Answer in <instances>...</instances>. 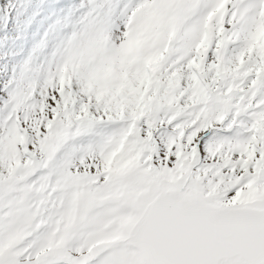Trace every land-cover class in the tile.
<instances>
[{
  "label": "snow or ice",
  "instance_id": "6c2138e0",
  "mask_svg": "<svg viewBox=\"0 0 264 264\" xmlns=\"http://www.w3.org/2000/svg\"><path fill=\"white\" fill-rule=\"evenodd\" d=\"M40 48L0 80V264H264V0H78Z\"/></svg>",
  "mask_w": 264,
  "mask_h": 264
},
{
  "label": "rangeland",
  "instance_id": "374dc122",
  "mask_svg": "<svg viewBox=\"0 0 264 264\" xmlns=\"http://www.w3.org/2000/svg\"><path fill=\"white\" fill-rule=\"evenodd\" d=\"M40 1L0 0V80H7L30 57H34L39 63L47 54L49 49H41L40 45L45 34L50 33L53 28L44 27L47 12L52 8H46L49 10H45L43 14H35ZM59 3L61 8L54 9L51 15L58 11L61 18L78 0H59ZM50 44L51 35L49 48Z\"/></svg>",
  "mask_w": 264,
  "mask_h": 264
},
{
  "label": "trees",
  "instance_id": "16d2710c",
  "mask_svg": "<svg viewBox=\"0 0 264 264\" xmlns=\"http://www.w3.org/2000/svg\"><path fill=\"white\" fill-rule=\"evenodd\" d=\"M15 1H18V0H15ZM59 0H41L40 1V5L36 8V13L40 12L41 14L45 13L46 11L45 10H49L51 7L52 9L49 10L47 12V17L46 19L44 20V27L49 28V27H53L55 24H56V21L58 19H60V17L58 16V11L54 14L51 15V13L53 12L54 9H57V5H59ZM43 5V8H41V6ZM28 8H29V5H27ZM46 8H49V9H46ZM47 24V25H46ZM52 25V26H50Z\"/></svg>",
  "mask_w": 264,
  "mask_h": 264
}]
</instances>
